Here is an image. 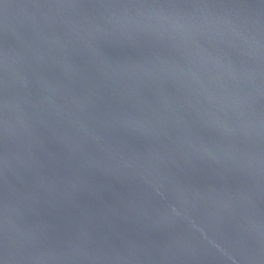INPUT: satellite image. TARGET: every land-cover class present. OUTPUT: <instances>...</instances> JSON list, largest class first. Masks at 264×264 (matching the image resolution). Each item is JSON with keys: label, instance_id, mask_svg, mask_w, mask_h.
<instances>
[{"label": "water", "instance_id": "1", "mask_svg": "<svg viewBox=\"0 0 264 264\" xmlns=\"http://www.w3.org/2000/svg\"><path fill=\"white\" fill-rule=\"evenodd\" d=\"M0 264H264V0H0Z\"/></svg>", "mask_w": 264, "mask_h": 264}]
</instances>
